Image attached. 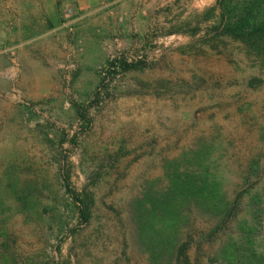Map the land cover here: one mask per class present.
Here are the masks:
<instances>
[{"label":"rangeland","instance_id":"rangeland-1","mask_svg":"<svg viewBox=\"0 0 264 264\" xmlns=\"http://www.w3.org/2000/svg\"><path fill=\"white\" fill-rule=\"evenodd\" d=\"M217 1L0 0V264H264V51Z\"/></svg>","mask_w":264,"mask_h":264},{"label":"trees","instance_id":"trees-1","mask_svg":"<svg viewBox=\"0 0 264 264\" xmlns=\"http://www.w3.org/2000/svg\"><path fill=\"white\" fill-rule=\"evenodd\" d=\"M228 1L231 0H218L217 2L222 7H225L229 3ZM237 4L239 5L238 9L241 11V14L233 21L234 24L236 23V25H230L233 23L231 19L227 20L225 24H227V26L230 25L233 29L240 31L239 34L235 33L233 36L238 39H242L245 42L248 41L250 46L264 51V14H262V5L264 4V0H243ZM260 16L262 17L260 18ZM247 27L249 28V31H246L243 34L242 28ZM215 29L218 28L216 27ZM143 63L144 62H141L140 60L128 61L125 57L115 56L108 61L107 67L116 73L119 71H126L131 68L142 67L144 65ZM100 89H102V85L98 87V91L96 92L97 95L100 94ZM76 108L82 123L88 125L91 121V119L88 117L89 109L78 104H76ZM65 180L66 183H70L69 176H65ZM85 209H87V206L84 204V202H82L81 214L87 218V216L84 214ZM176 264H189L185 244L180 245L178 248Z\"/></svg>","mask_w":264,"mask_h":264},{"label":"crops","instance_id":"crops-1","mask_svg":"<svg viewBox=\"0 0 264 264\" xmlns=\"http://www.w3.org/2000/svg\"><path fill=\"white\" fill-rule=\"evenodd\" d=\"M76 6V5H75Z\"/></svg>","mask_w":264,"mask_h":264}]
</instances>
